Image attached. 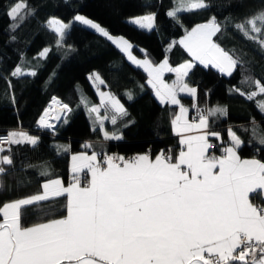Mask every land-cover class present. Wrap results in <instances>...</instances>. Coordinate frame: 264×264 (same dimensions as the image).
Listing matches in <instances>:
<instances>
[{"label":"snow or ice","instance_id":"1","mask_svg":"<svg viewBox=\"0 0 264 264\" xmlns=\"http://www.w3.org/2000/svg\"><path fill=\"white\" fill-rule=\"evenodd\" d=\"M173 3L167 15L174 19L177 13L209 7L206 0ZM35 11L27 0L11 3L5 13L13 21L10 30L15 33ZM74 19L106 37L133 64L143 68L147 85L161 105L178 106L170 121L178 150H161L154 157L151 152L131 158L115 154L101 157L95 151L91 155H72L71 180L67 185L59 177L46 179L37 193L0 203V264H264V160L242 158L238 149L243 142L231 128V143L227 146L210 140L220 139V133L210 129V118L226 116L227 110L219 106L199 108L197 89L185 80L192 61L227 75H232L241 64L214 40L223 31L222 23L212 16L190 30L185 29V34L170 44L169 50L178 44L192 61L172 67L167 55L158 64L148 59L137 60L126 39L113 37L84 16L76 15ZM130 23L152 30L155 14L133 18ZM46 26L55 32L56 44L61 47L70 25L50 18ZM234 27L264 51V9L251 13ZM49 51L44 48L38 55L44 58ZM165 73H174L175 79L167 83ZM25 75L35 76L36 72H25L21 65L11 71V77ZM5 79L11 90V80ZM88 79L100 97V104L91 107L86 98H81L88 113L97 114L93 130L98 125L105 140L122 139L116 133L104 131V121L115 125L128 115L127 110L111 92L99 90L106 84L98 73H91ZM241 83L254 90L231 91L248 101L255 100L257 109L264 113V98H259L264 97V83L250 76H245ZM180 93L192 98L197 116L191 120L189 108L178 98ZM127 97L133 98L131 93ZM53 104L65 116L72 110L52 97L37 121L41 128L55 127L47 119ZM101 108L103 117L99 115ZM54 118L60 120L61 115L55 114ZM251 139L264 146V132L255 123ZM5 143L10 152L11 145L35 146L38 138L23 131H10L0 137V145ZM83 147L92 145L86 143ZM4 151L0 147V153ZM59 151L70 149L58 146ZM216 151L220 154L216 155ZM5 165H13L10 155H0V175L5 174ZM82 173H86V178L82 179ZM40 174L51 175L46 168ZM252 196L260 203H253ZM29 210L37 219L26 226L24 216Z\"/></svg>","mask_w":264,"mask_h":264},{"label":"trees","instance_id":"2","mask_svg":"<svg viewBox=\"0 0 264 264\" xmlns=\"http://www.w3.org/2000/svg\"><path fill=\"white\" fill-rule=\"evenodd\" d=\"M13 2L15 0H0V132L23 131L37 137L38 143L35 146L11 145L10 152L8 145L0 153L10 155L13 160V165L3 166L6 172L0 175L3 185L0 203L37 193L46 179L59 177L67 183L71 153L95 151L129 155L151 152L155 156L161 150H178V141L170 125L178 106L161 105L147 85V75L129 63L107 38L74 22L77 14L99 24L110 35L126 39L137 56L158 64L167 55L172 66L191 61V58L178 44L170 50L169 45L178 41L185 29L190 30L195 24L216 16L223 31L214 40L241 64L232 75L224 76L215 68L194 63L185 80L197 89L199 108H226V116L210 118V129L221 131L222 138L229 141L227 134L231 128L243 142L238 149L242 158L264 160V146L251 139L253 123L264 132V113L257 109L255 100L248 101L231 91L233 88L246 93L254 90L241 83L245 76L264 83V51L234 27L251 13L264 9V0H206L208 8L177 13L176 19L167 15L174 7L173 0H27L28 6L36 9L35 15L15 33L10 30L13 21L5 14ZM150 13L155 14L152 30L146 31L128 22L130 18ZM50 18L70 25L65 30L61 47L56 44L57 35L46 26ZM44 48L50 51L40 58L38 54ZM17 65L25 72L35 71L36 75L11 77ZM91 73H98L105 81L106 86L101 85L99 90L111 92L127 110L128 115L115 125L104 121V131L116 133L122 139L105 140L98 125L93 130L97 114L90 115L81 103L84 97L88 107L99 105L94 93L96 88L88 79ZM5 77L11 80V90ZM165 78L173 81L172 74ZM127 93L132 94L131 100ZM52 97L68 104L72 110L52 133L38 131L36 123ZM179 98L190 114L196 112L191 97L180 95ZM99 115L104 116L103 108ZM213 142L217 144L215 139ZM86 143L92 147L84 148ZM58 146L68 147L70 151L58 153ZM45 168L50 176H41ZM251 199L260 202L255 196ZM36 219L29 210L24 223L27 226Z\"/></svg>","mask_w":264,"mask_h":264},{"label":"crops","instance_id":"3","mask_svg":"<svg viewBox=\"0 0 264 264\" xmlns=\"http://www.w3.org/2000/svg\"><path fill=\"white\" fill-rule=\"evenodd\" d=\"M132 25H134V24H132ZM136 27H138V26H136ZM144 30H146V29H144ZM146 31H149V30H146ZM179 41V40H178ZM115 46V45H114ZM119 51H120V49L117 47V46H115ZM183 49V48H182ZM184 50V49H183ZM131 51H132V48H131ZM141 52H142V50H140ZM185 51V50H184ZM121 52V51H120ZM186 52V51H185ZM124 56H125V58L127 59V61L129 62V63H131L133 66H135V67H137L135 64H133L129 59H128V57L125 55V53H123V52H121ZM187 53V52H186ZM188 54V53H187ZM190 57V56H189ZM143 58V57H142ZM191 58V61H192V57H190ZM185 63V62H184ZM192 63L194 64V63H199L198 61H192ZM169 64H170V62H169ZM183 64V63H182ZM200 64V63H199ZM171 65V64H170ZM172 66V65H171ZM172 67H176V66H172ZM209 67H211V66H209ZM137 68H139V67H137ZM139 69H141L143 72H144V70H143V68H139ZM216 69V68H215ZM218 70V69H217ZM190 71V70H189ZM220 72V71H219ZM145 73V72H144ZM146 75H147V73H145ZM169 73H165V76L166 75H168ZM170 74H172V73H170ZM223 74V73H222ZM224 75H227V74H224ZM173 76V75H172ZM173 78H174V76H173ZM150 87V86H149ZM191 87V86H190ZM94 93H95V95L97 96V99H98V102H99V104H100V97L98 96V94H97V90H95L94 91ZM153 93V92H152ZM154 95V94H153ZM180 95H185V96H187L186 94H184V93H180L179 94V96ZM155 97V96H154ZM189 97V96H188ZM179 98V97H178ZM157 100V99H156ZM158 101V100H157ZM159 102V101H158ZM160 103V102H159ZM190 110H189V119L191 120V118H190ZM194 114H197L196 112H194ZM211 128V127H210ZM211 131H213V130H211ZM215 132H218V133H220V139L219 140H217L215 137H210V139H215L216 140V142H217V144H221L222 142L223 143H225V141L227 142V143H225V144H223L224 146H227L228 144H229V141L227 140V138L226 139H224V138H222V134H221V131H219V130H214ZM227 136H229V133L227 134ZM231 142V141H230ZM79 153H81V152H77V153H71L70 154V157H69V166H70V163H71V156L72 155H74V154H79ZM87 154H89V155H91V153L92 152H86ZM215 154L216 155H219L220 153H219V151L218 152H215ZM154 157V156H153ZM83 174V173H82ZM71 180V173H70V171H69V179H68V181H67V183L69 182ZM67 183H65V185H67ZM253 202V201H252ZM253 203H256V204H259L260 202H253Z\"/></svg>","mask_w":264,"mask_h":264},{"label":"built area","instance_id":"4","mask_svg":"<svg viewBox=\"0 0 264 264\" xmlns=\"http://www.w3.org/2000/svg\"><path fill=\"white\" fill-rule=\"evenodd\" d=\"M43 113H44V111H43ZM42 113V114H43ZM197 116V114H190V118L192 119V118H194V117H196ZM35 128L36 129H38L39 127H38V124L36 123V126H35ZM44 128H42L41 130H43ZM40 130V129H39ZM50 129H48V130H44V131H42V132H48ZM8 134V131L7 132H0V137H2V136H6ZM212 142H213V140L212 139H210ZM214 143V142H213ZM0 147H3L4 149H6L7 147H8V144H3V145H0ZM97 153H99L100 154V156L102 157L104 154H108V155H113V154H115V155H120V156H124V157H127V158H131V157H133V156H135V155H137V154H129V155H123V154H118V153H111V152H97ZM84 178H86V173H83L82 174V179H84Z\"/></svg>","mask_w":264,"mask_h":264},{"label":"rangeland","instance_id":"5","mask_svg":"<svg viewBox=\"0 0 264 264\" xmlns=\"http://www.w3.org/2000/svg\"><path fill=\"white\" fill-rule=\"evenodd\" d=\"M77 15H80V14H77ZM76 16V15H75ZM81 16H83V15H81ZM85 17V16H84ZM75 18V17H74ZM73 18V21L74 22H77V23H79V24H81L80 22H78V21H75V19ZM86 18V17H85ZM134 18H136V17H134ZM57 19V18H56ZM88 19V18H87ZM131 19H133V18H130L129 20H128V22L130 23V20ZM59 20V19H58ZM95 23V22H94ZM130 24H132V23H130ZM82 26H84L85 28H87V29H89V30H91V31H93V32H96L94 29H92V28H90V27H88V26H86V25H83V24H81ZM134 26H137V25H135L134 24ZM55 33V32H54ZM96 33H98V32H96ZM98 34H100V33H98ZM101 35V34H100ZM113 37H115V36H113ZM106 38V37H105ZM108 41H110V40H108ZM111 42V41H110ZM112 43V42H111ZM113 44V43H112ZM113 45H115V44H113ZM116 46V45H115ZM142 50V49H141ZM131 53H132V55L134 56V57H136V59L137 60H144V59H148V58H146V57H139V56H137L134 52H133V50L131 51ZM149 60V59H148ZM202 65V64H201ZM204 66V65H203ZM170 74V73H169ZM172 75L174 76V78H172L173 80L175 79V74L174 73H172ZM224 75V74H223ZM224 76H229V75H224ZM171 78V77H170ZM164 79H165V81L167 82V83H171L170 81H168L166 78H165V76H164ZM44 130H46V129H44ZM44 130H39L38 129V131H44Z\"/></svg>","mask_w":264,"mask_h":264},{"label":"water","instance_id":"6","mask_svg":"<svg viewBox=\"0 0 264 264\" xmlns=\"http://www.w3.org/2000/svg\"><path fill=\"white\" fill-rule=\"evenodd\" d=\"M50 105V104H49ZM49 105L47 106V108L49 107ZM55 114H60L61 115V119L60 120H56L55 118H54V115ZM42 115V114H41ZM41 117V116H40ZM40 117H39V119H40ZM65 118V115L63 114V113H60V111H57L56 110V108H54L53 110H52V124L55 126L53 129H50L48 132H53L57 127H58V125L60 124V122L63 120ZM38 119V120H39ZM6 166V165H5Z\"/></svg>","mask_w":264,"mask_h":264},{"label":"bare ground","instance_id":"7","mask_svg":"<svg viewBox=\"0 0 264 264\" xmlns=\"http://www.w3.org/2000/svg\"><path fill=\"white\" fill-rule=\"evenodd\" d=\"M54 108H56L57 111H60V110H59V107H58L57 105H54V104L52 105L51 110H50V113H49V115H48V117H47V119L49 120V122H50L51 124H52V120H51V119H52V110H53ZM42 113H43V112H42ZM38 127H39L38 129H40V130L42 129L39 125H38ZM43 130H44V129H43ZM46 130H48V129H46ZM46 132H47V131H46ZM49 133H52V132H49Z\"/></svg>","mask_w":264,"mask_h":264}]
</instances>
